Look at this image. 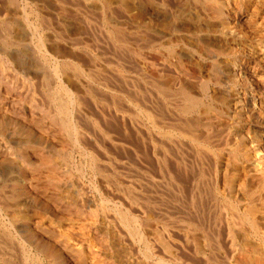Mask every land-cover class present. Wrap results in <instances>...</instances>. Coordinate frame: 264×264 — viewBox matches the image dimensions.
Here are the masks:
<instances>
[{
  "label": "rangeland",
  "instance_id": "1",
  "mask_svg": "<svg viewBox=\"0 0 264 264\" xmlns=\"http://www.w3.org/2000/svg\"><path fill=\"white\" fill-rule=\"evenodd\" d=\"M218 2L0 0V264H237V239L259 245L240 210L264 203V88L234 71L259 33Z\"/></svg>",
  "mask_w": 264,
  "mask_h": 264
},
{
  "label": "bare ground",
  "instance_id": "2",
  "mask_svg": "<svg viewBox=\"0 0 264 264\" xmlns=\"http://www.w3.org/2000/svg\"><path fill=\"white\" fill-rule=\"evenodd\" d=\"M211 3L214 5L215 8L221 6L218 0H211ZM226 3V18L228 19V22L232 25L231 28L238 27L240 30H244L242 26H248L246 27L247 29L252 26L254 27V33H259V40L256 44V52L253 54V56L249 55L245 57L246 61H251L255 63L254 66H252L250 69L239 67L238 69L235 68L234 71L237 72L239 75L248 74L255 81V87H251V91L264 88V0H226ZM235 9H238L240 11H235ZM242 101L244 104L243 110H246L249 114L255 116V106L256 104H258V101L255 99H249L247 97V93H243ZM256 159H264V152L261 157L257 156ZM46 163L50 164V161L47 160ZM262 199L264 202V195ZM245 204L247 205H244V208L240 210V214H242L241 218L243 220L245 219L246 221H248V225L250 224L249 227H251L257 232L256 237L259 238L260 243L259 245L255 244V242L253 243L252 241H254V239L250 241L251 239L249 240V238L246 236L247 234L243 236L242 240L237 239L238 241L240 240V244L243 245V247L239 250V256H236L237 264H264V246L262 245L264 244V232H262L264 231V203L261 204L259 207L250 203L248 204V202ZM259 230L262 231L260 232ZM230 240L231 243H236V238L234 236H232ZM233 246L235 247L234 244ZM236 246L238 245L236 244ZM198 249L201 254H204L205 248L203 246H198Z\"/></svg>",
  "mask_w": 264,
  "mask_h": 264
}]
</instances>
